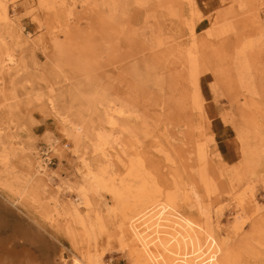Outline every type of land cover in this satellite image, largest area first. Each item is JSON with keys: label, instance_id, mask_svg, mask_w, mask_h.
<instances>
[{"label": "rangeland", "instance_id": "1", "mask_svg": "<svg viewBox=\"0 0 264 264\" xmlns=\"http://www.w3.org/2000/svg\"><path fill=\"white\" fill-rule=\"evenodd\" d=\"M2 1L14 25L8 30L0 27V38L6 37V50L16 61L0 71V133L6 134L14 165L6 172L0 168V223H6V240L28 234L41 246L37 255L42 264H73L74 253L86 248L94 256L103 255V264H134L117 235L125 204L100 191L90 194L97 214L88 210L75 218L71 207L78 202L82 177L60 124L83 104L88 110L84 116L92 114V124L104 127L103 104L116 105L137 117L136 124L124 122L125 130L119 134L126 151H131L126 144L133 142L131 136L140 140L143 150L150 140H144L145 131L158 135L152 140L169 149L178 181L192 183L199 193L195 207L185 210L195 215L198 206L213 211L214 230L239 252L240 260L264 264V228L253 231L250 221L264 217V93L255 98L249 93L252 82L260 88V71L251 74L234 60L241 49L251 59L244 50L249 43L263 49L264 57V0H248L241 6L240 0H56L73 5L70 32L77 43L94 35L104 37L106 51L100 65L91 69L76 55L61 58L54 48L55 35L59 42L65 41L63 27L69 13L62 11L64 6L57 4L59 23L53 25L51 12L38 6V0ZM225 45L227 77L222 79L216 74L222 67L217 60ZM193 47L203 62L202 110L188 79L186 59ZM72 105L76 109L69 113ZM242 130L249 132V144L258 149L257 163L244 156ZM15 144L19 149L12 153ZM199 145L211 153L206 174L216 184L210 191L197 173ZM132 153L126 154L127 162ZM37 160L56 176L51 184L24 181ZM121 169L125 176L126 169ZM239 196L246 199L244 210L238 205ZM200 216L206 221L201 212ZM86 228L90 239L84 236ZM86 238L91 240L87 247L82 243ZM246 249L256 256L247 257Z\"/></svg>", "mask_w": 264, "mask_h": 264}, {"label": "bare ground", "instance_id": "2", "mask_svg": "<svg viewBox=\"0 0 264 264\" xmlns=\"http://www.w3.org/2000/svg\"><path fill=\"white\" fill-rule=\"evenodd\" d=\"M37 2L43 10L51 12L49 15L53 25L59 23L58 18L60 15L57 4L64 6L62 9L64 13H69L67 22L63 27L66 28L65 41L59 42L58 36L55 35L54 37L56 38L54 48L58 56L65 58L68 55L70 57L76 55L75 58H79L89 69L94 64L100 65L102 55L106 51L104 46L106 41L104 37L95 35L90 37V41L82 43L75 41L72 32H70V26L72 25L70 21L74 16L72 13L73 5H69L65 1L56 2V0H38ZM247 2L249 1L240 0L239 5H244ZM13 25L6 1L0 0V27H5L8 30ZM261 26L263 27L264 24ZM56 28V26L53 27V29ZM61 29L62 27L59 26L60 33L63 34L64 29ZM225 47V50H221L222 53L217 60L218 67H222L217 69L216 74L218 78L222 79L227 77V67H224V65L227 62L229 51L227 45ZM196 50L197 47L190 49L191 52L187 56L186 63L190 67L188 79L194 90L195 102L200 104L202 98L199 74L203 62L200 61L201 55ZM244 50L248 51V58L251 59H247L241 49L234 56V60L238 64H243V68L248 69L251 74H255L257 69L260 71V88H255L253 82L249 84V93L255 98V96H261V91L264 93L263 49L259 51L253 47L252 43H249ZM3 56L6 58L3 59ZM244 58L246 61L243 60ZM15 64L13 54L8 53L6 50V37H1L0 71L5 72ZM68 74L74 73L69 70ZM77 94L78 97L82 98L80 91ZM103 105L104 127L100 128V126L92 124V114L84 116L88 110L82 108L83 104L78 107L74 117H63L60 120L61 129L66 139L72 144L76 172L82 177V184L78 187V202H74L71 207L75 218L80 217L82 212H89L88 210L95 211L97 214L91 203L90 194L105 191L112 196L113 202L126 205L124 214L118 222L117 235L120 238L121 246L129 249L134 264H245L244 261L240 260L239 252L234 248H229L227 240L223 239L214 230L215 217L213 211H210V209L203 210L198 206L199 213L195 215L185 210L188 205L192 208L195 207V204L199 201V193L192 183L178 181V169L171 166L176 165V162L171 158L169 149H166L158 140H152V138L156 139L158 135H153L152 131H145L144 140H148V137H150L151 141H147V148L143 150H140V140L136 139L135 136H131L133 142L131 140L126 142L127 145H131V151L127 152L128 150L126 151L119 139V134L125 130L124 122L134 123L132 122L134 120V124H136L137 117L123 107ZM199 106L202 110V103ZM74 109L76 108L72 105L68 107V112L73 113ZM242 133L243 130L239 132V138L244 147V156L253 159V163H257L258 149L256 146L251 147L249 144V138H246L249 132ZM135 140H137L136 146L134 145ZM51 147L55 148L53 144ZM261 148H263L264 153V145ZM11 149L14 153L19 148L15 144ZM131 153L133 157L127 162L126 154L131 156ZM197 153L198 162L201 164L199 170H197L199 179L205 185L206 190L210 191L216 184L214 178L206 174V166L209 165L211 153L201 145L198 146ZM37 156L38 154H36ZM25 157L29 159L28 155ZM25 163H28V161ZM13 167L11 154L6 149V134L2 136V133H0V168L6 172V169L11 170ZM121 167L126 169L125 176L120 174ZM116 168L117 170H115ZM165 169L167 171H164ZM32 171L29 175L30 178L24 180L28 185L33 181L36 182V180L51 184L56 178L54 174L49 172L46 164L40 160H37ZM58 189L60 193L61 187L58 186ZM239 197L238 205L240 209L244 210V204L247 203L246 199ZM250 200L254 201L253 197ZM200 212L204 215L206 221L201 218ZM73 221L76 220L73 219ZM250 221L253 231L260 232V229L264 228V217L250 218ZM81 223L83 226L85 225L83 221ZM93 226L91 225V227ZM88 232L86 228L84 236L86 234V237L90 239ZM87 238L86 241H82L83 244L91 241ZM35 241L34 238L23 232L20 233L19 237L6 240V223H0V264H42L40 257L37 255V252L41 251L39 249L41 246H36ZM72 241L75 243L76 236L72 238ZM86 250L87 248L74 253L72 263L103 264V255L94 256L90 252L91 249L88 252ZM244 252L247 253V257L255 255L252 252L249 254L248 249ZM254 258L257 262H260L258 257Z\"/></svg>", "mask_w": 264, "mask_h": 264}]
</instances>
